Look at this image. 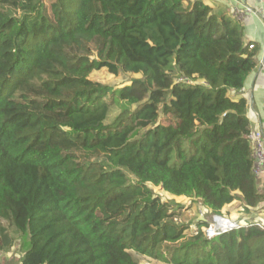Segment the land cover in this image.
Wrapping results in <instances>:
<instances>
[{
    "label": "trees",
    "instance_id": "obj_1",
    "mask_svg": "<svg viewBox=\"0 0 264 264\" xmlns=\"http://www.w3.org/2000/svg\"><path fill=\"white\" fill-rule=\"evenodd\" d=\"M259 51L203 0H0V251L6 221L30 238L19 264H264L260 223L187 233L148 185L218 215L264 202L248 100L229 95ZM102 68L142 77L117 89Z\"/></svg>",
    "mask_w": 264,
    "mask_h": 264
},
{
    "label": "crops",
    "instance_id": "obj_2",
    "mask_svg": "<svg viewBox=\"0 0 264 264\" xmlns=\"http://www.w3.org/2000/svg\"><path fill=\"white\" fill-rule=\"evenodd\" d=\"M203 2L211 6L216 12L228 10L233 13L234 5L248 4L252 7L253 5L257 7V12L259 15H247L242 19V22L245 26V41L260 43L259 61L264 58V0H203ZM230 93L236 95L235 99L243 96L248 100L249 117L251 119L252 125L251 127H259L264 117V67L258 65L255 71L247 78L245 86L239 91L231 90L229 91V94ZM258 185L261 192L264 193V179H258ZM237 201L239 202L238 204H240L241 210H244L242 202L240 200H235L231 204L226 205L222 209L221 214L228 213L230 218L236 219V212H232L231 210L235 208ZM204 210L211 212L207 208ZM244 216V219H247L248 221L258 222L264 225V202L260 203L255 208H251V211L244 213ZM202 219L204 220V218ZM9 251V249L2 252L0 251V254L4 253L5 255V257L1 259L0 263L19 264L21 255L15 257L10 255Z\"/></svg>",
    "mask_w": 264,
    "mask_h": 264
},
{
    "label": "rangeland",
    "instance_id": "obj_3",
    "mask_svg": "<svg viewBox=\"0 0 264 264\" xmlns=\"http://www.w3.org/2000/svg\"><path fill=\"white\" fill-rule=\"evenodd\" d=\"M253 8L257 11V7L253 5ZM260 47V43L257 42ZM142 77L141 74H133V73H125L121 72L119 75L111 74L106 68H102L100 70H94L90 78L95 81H100L106 84H110L115 88H120L123 84L131 83L133 79ZM233 99H235L236 95L229 94ZM239 96V95H238ZM125 106V102L122 100H118L117 103L111 108L109 116L106 120V124L109 125L115 117L122 111L123 107ZM160 122L166 123L165 116L161 115ZM131 180L135 181V177L131 175ZM153 190L156 195H159L163 201H169L173 204L174 208L179 213V218L177 221L179 223L189 224L190 228L187 230V233H192L194 229L197 228L198 220L202 219V214L204 215V220H208L209 222L212 221L214 214L211 212L205 211L204 207L202 206L200 200L196 198H190L186 196H177L172 193H169L161 188V186H155L151 183L148 184ZM237 201L235 204V208L231 210L232 212H236V219L240 224L248 225L252 223V221H248L244 219V210H241L240 204ZM230 213V211H229ZM224 216H228V213H222ZM230 217V216H228ZM247 222V223H243ZM3 225L6 226L7 230L10 234L15 238L12 247L9 249L10 255L12 256H19L23 255L26 250H28L31 246L30 238L28 234H17L14 230V227L9 225L8 222L4 221ZM2 252V251H1ZM135 258L139 261L140 264H167L158 260H154L150 257L140 255L136 252H132ZM17 254V255H16ZM2 255V256H1ZM5 257L4 253L0 254V262L1 259ZM13 258V257H12ZM1 264V263H0Z\"/></svg>",
    "mask_w": 264,
    "mask_h": 264
},
{
    "label": "built area",
    "instance_id": "obj_4",
    "mask_svg": "<svg viewBox=\"0 0 264 264\" xmlns=\"http://www.w3.org/2000/svg\"><path fill=\"white\" fill-rule=\"evenodd\" d=\"M232 14L241 21L247 15H259V13L248 4L234 5ZM250 47H254V44H251ZM258 65L264 67V58L259 61ZM248 138L253 149V171L258 179H264V117L259 127L251 129ZM203 217L204 215L202 214V218ZM243 225L244 224H240L237 220L231 219L223 214H214L209 225L204 227V232L208 239H212L222 233L229 232L233 229H239ZM260 225L264 227L263 224Z\"/></svg>",
    "mask_w": 264,
    "mask_h": 264
}]
</instances>
